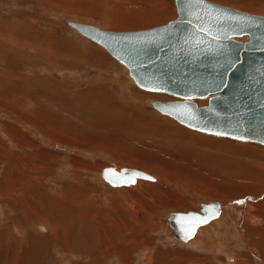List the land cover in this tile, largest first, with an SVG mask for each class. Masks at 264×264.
I'll return each mask as SVG.
<instances>
[{
	"label": "rangeland",
	"instance_id": "1",
	"mask_svg": "<svg viewBox=\"0 0 264 264\" xmlns=\"http://www.w3.org/2000/svg\"><path fill=\"white\" fill-rule=\"evenodd\" d=\"M174 1L0 0V264H264V146L195 132L159 114L152 102L175 98L138 88L122 64L67 24L154 28L176 18ZM206 1L264 15V0ZM26 166L39 179H27ZM110 166L154 181L112 188L101 178ZM16 172L29 184L13 188ZM27 189L48 213L57 209L51 195L70 208L48 216L62 225L59 240L45 241L38 227L46 225L27 210L6 209L13 191ZM208 202H219L223 217L192 242L173 240L167 215Z\"/></svg>",
	"mask_w": 264,
	"mask_h": 264
},
{
	"label": "water",
	"instance_id": "2",
	"mask_svg": "<svg viewBox=\"0 0 264 264\" xmlns=\"http://www.w3.org/2000/svg\"><path fill=\"white\" fill-rule=\"evenodd\" d=\"M174 4L176 18L149 29L111 31L85 23L67 24L121 63L138 88L159 89L149 92L175 98L152 102L155 111L193 131L226 133L217 136L264 146V15L206 0L202 4L175 0ZM193 24L203 26V31L196 32ZM241 37L246 40H238ZM195 100L207 104L199 107ZM189 114L193 119H188ZM101 174L110 187L154 180L144 171L116 166ZM134 174L135 182L129 183ZM218 212L219 203L209 202L201 205L200 213H171L168 220L180 234L176 238L186 242L197 226L216 218Z\"/></svg>",
	"mask_w": 264,
	"mask_h": 264
},
{
	"label": "bare ground",
	"instance_id": "3",
	"mask_svg": "<svg viewBox=\"0 0 264 264\" xmlns=\"http://www.w3.org/2000/svg\"><path fill=\"white\" fill-rule=\"evenodd\" d=\"M225 1H227V0H225ZM230 1H232V0H230ZM240 2V1H239ZM227 3H228V1H227ZM242 4V3H241ZM254 5V4H253ZM175 6V5H174ZM245 6H247V5H245ZM244 7V6H243ZM251 7H253V6H251ZM258 7V6H257ZM175 9H176V7H175ZM243 11H248L249 9H245V8H241ZM240 9V10H241ZM250 12V11H249ZM244 13V12H243ZM176 14H177V12H176ZM75 31V30H74ZM76 32V31H75ZM2 33V32H1ZM4 34V33H3ZM244 39V40H243ZM238 40H240V41H245L246 40V37H241V38H239ZM113 58V57H112ZM117 61V60H116ZM118 62V61H117ZM121 64V63H120ZM130 77V76H129ZM131 78V77H130ZM132 79V78H131ZM133 81V80H132ZM134 83V82H133ZM135 84V83H134ZM142 90V89H141ZM145 91V90H144ZM147 92H149V91H147ZM153 93H156V92H153ZM159 94H162V93H159ZM173 98V97H172ZM197 101H207V100H195V103L197 104ZM199 107H200V105L199 104H197ZM159 113V112H158ZM160 114V113H159ZM162 115V114H161ZM163 116H166V115H163ZM167 117H169V116H167ZM170 118V117H169ZM172 119V118H171ZM179 124V123H178ZM191 130V129H190ZM193 131V130H192ZM195 132H197V131H195ZM139 133V132H138ZM201 133V132H200ZM205 134H207V133H205ZM214 136H217V135H214ZM218 137H225V136H218ZM225 138H230V137H225ZM232 139H234V138H232ZM237 140H240V139H237ZM243 141V140H242ZM246 141V140H245ZM248 142H250V141H248ZM253 143V142H252ZM257 144V143H256ZM125 156V155H124ZM8 158V157H7ZM13 158H14V156H13ZM19 159V158H18ZM24 158L23 157H20V161H22ZM128 157H126V159L124 160L125 162H127V163H129V164H134V165H140L141 164V162H140V160L138 161V160H136V158H129L128 160ZM16 161H14V163H15ZM13 163V164H14ZM143 164V163H142ZM15 165H16V163H15ZM19 165V164H18ZM25 165V164H24ZM22 166V165H21ZM5 168H7V167H5ZM15 169H16V167H15ZM132 169V168H131ZM151 169V168H150ZM10 170H12L13 171V169L11 168ZM37 169L35 168V169H32V171L33 172H31V170H29L28 168H27V166L23 169V175L24 176H26L27 177V179H31V180H35L36 181V179H39V175H38V173H37V171H36ZM7 173V172H6ZM15 173V172H14ZM19 173L20 172H16V179H17V181L16 180H14V183H13V185H12V187L13 188H15L18 184H17V182L19 181L20 183H22L23 185H27V184H29L28 183V180L26 179V178H24L23 180L21 179L20 180V175H19ZM148 174V173H147ZM102 175V174H101ZM9 175H7V177H8ZM13 178H14V176H12ZM3 178V177H2ZM13 178H11V180L10 181H12L13 180ZM102 178V177H101ZM7 179V178H6ZM5 180V179H4ZM30 180V181H31ZM9 181V182H10ZM138 181V180H137ZM136 181V182H137ZM154 181V180H153ZM13 182V181H12ZM135 182V183H136ZM152 182V181H151ZM38 183H40V182H38ZM10 184V183H9ZM21 185V184H20ZM134 185V184H133ZM10 186V185H9ZM31 186H35V185H33V184H31ZM109 186V185H108ZM130 186H132V185H130ZM3 187H5V188H8L7 187V185H4ZM12 187H11V189H12ZM27 187V186H26ZM121 187H129V186H121ZM37 188V187H36ZM112 188H119V187H112ZM38 189V191H39V193H40V195H42V196H46L47 194H45L42 190H40L41 188H37ZM9 191L10 190H8L7 192H8V195H9ZM23 191V190H22ZM13 192H15L16 193V195H15V197L17 198L16 200H12L10 197H8V199H7V201H6V209L9 207L11 210H14V211H18V210H27V212H29V214H30V218H32L33 220H35V221H39V222H44L43 224H45L46 226H40L39 225V230H41L42 232H46L47 231V235L44 237V240L46 241V239L45 238H47V237H53V239H55L56 241H57V239L59 240V236H60V233L62 232V225L59 223L60 221H58V223H57V221L56 222H54V219H53V222H50V220L49 219H51V217L50 218H48V216H58L59 214H63V212L65 211L64 210V208H67V206L63 203H61V205L62 206H60V205H58V204H60V202L59 201H57L58 199H59V197H54V195H51V196H49L50 197V199H52V202H54V203H56L55 205H56V207H57V209H56V211L54 210V211H52V212H55V213H48V212H46L44 209H43V206H42V203L40 202V203H37L36 201H34V199L33 198H31V195H30V189H27L25 192H23L22 194L21 193H19L18 191H13ZM12 192V193H13ZM6 193V192H5ZM19 193V194H18ZM72 193V191H69V192H65V194H63V196H65L66 194H71ZM13 195V194H12ZM70 197H74V198H77V200H75V201H77V204H80V203H83L84 202V197L83 196H75V195H70ZM61 200V199H60ZM30 201V202H29ZM50 201V200H49ZM62 201H64L66 204H69L68 202H67V200L66 199H62L61 200V202ZM34 204V205H37L38 207H37V209L39 208V211H40V214L38 213L39 211H37V209L35 208V206L34 205H32V203ZM86 202H88L89 203V201H86ZM209 203V202H208ZM217 203H219V202H217ZM49 204V203H48ZM53 205V204H52ZM54 205V206H55ZM87 205V204H86ZM89 205H90V203H89ZM201 205H207V204H201ZM201 205L199 206V208H198V210L197 211H193V212H197V213H200V210H201ZM221 204L219 203V212H218V215H217V217L216 218H214V219H212V220H210V221H208L207 223H205V224H203V225H200V226H197L196 227V231H195V233H194V235H193V237H191L188 241H186V242H181V241H179L177 238H176V235H180L179 234V232H177L176 231V229H175V227L173 226V225H171L170 224V222H169V220H168V217H169V215L172 213H170V214H168L167 215V230H168V234L170 235V237L173 239V240H176L177 242H179V243H181V244H187V243H189V242H192V239H196V236H197V233L199 232V230L201 229V228H203L202 226H205V225H207L209 222H213V221H215L217 218L220 220L221 219V217H223V215L222 216H220V218L218 217L219 216V214H220V212H223L222 211V208H221ZM83 207H85V205H83ZM45 208V207H44ZM53 208V207H52ZM54 209V208H53ZM52 209V210H53ZM70 208H67L66 210H69ZM50 210V209H49ZM79 210H81V209H79ZM202 210H204V209H202ZM23 212V211H22ZM51 212V211H50ZM190 212V211H189ZM15 213V212H14ZM24 213H25V211H24ZM173 213H176V212H173ZM177 213H186V212H177ZM16 214V213H15ZM41 214H44L43 216H41ZM55 214H57V215H55ZM67 214V213H66ZM71 214V213H70ZM69 214V215H70ZM81 214V213H80ZM230 214V213H229ZM10 215V214H9ZM221 215V214H220ZM227 215V214H226ZM257 215V214H256ZM255 215V216H256ZM16 216V215H15ZM259 216V215H258ZM17 217V216H16ZM22 217V216H21ZM61 217V216H60ZM71 217V216H70ZM62 218V217H61ZM65 218V217H64ZM72 218H73V216H72ZM225 218H227V216L225 217ZM24 219V218H23ZM68 219V218H67ZM71 219V218H70ZM223 219V218H222ZM259 219V218H258ZM257 219V217H252V216H250V215H248V220H250V221H252L254 224L255 223H258L259 222V220ZM69 220V219H68ZM223 220H225L226 221V219H223ZM222 221V220H221ZM220 221V222H221ZM32 222V221H31ZM71 222H73V223H75L74 222V220L73 221H71ZM224 222V221H223ZM66 223V222H65ZM219 223V222H218ZM73 225V224H72ZM216 225V224H215ZM67 226L68 227H70L69 226V223L67 224ZM25 229V228H24ZM48 229V230H47ZM67 229V228H66ZM69 229V228H68ZM71 229V228H70ZM210 229V228H209ZM27 230V229H26ZM13 231L15 232V233H18V230L16 229V228H13ZM70 233V232H69ZM258 233V232H257ZM62 234V233H61ZM176 234V235H175ZM29 235V234H28ZM27 235V236H28ZM71 235V234H70ZM67 236H69L68 234H67V232H65V230H63V237L64 238H67ZM26 237V236H25ZM255 238V237H254ZM98 240V239H97ZM86 241V240H85ZM99 241V240H98ZM199 241V240H198ZM254 241V240H253ZM256 241V240H255ZM59 242V241H58ZM65 242H66V240H65ZM97 242V241H96ZM255 243V242H254ZM129 244V243H128ZM252 244V243H251ZM101 246V245H100ZM93 250V249H92ZM123 250V249H122ZM81 253V252H80ZM84 254V253H83ZM108 254H109V251H106V252H104L103 254H102V257L101 258H105L106 256H108ZM117 254V256L120 258V259H122L121 258V256L118 254V253H116ZM111 255H114V253L113 254H111ZM2 258V257H1ZM19 259V258H18ZM96 259V258H95ZM199 261V260H198ZM239 261V260H238ZM19 262H20V259H19V261L18 262H15L16 264H19ZM6 263V262H5ZM14 263V264H15ZM209 263V262H208ZM238 263V262H237ZM239 264V263H238ZM242 264V263H241Z\"/></svg>",
	"mask_w": 264,
	"mask_h": 264
},
{
	"label": "snow or ice",
	"instance_id": "4",
	"mask_svg": "<svg viewBox=\"0 0 264 264\" xmlns=\"http://www.w3.org/2000/svg\"><path fill=\"white\" fill-rule=\"evenodd\" d=\"M193 2V0H189V4H191ZM195 3L197 4H202L203 0H195ZM196 19H200L199 16L196 17ZM193 28L196 32H201L203 31V26H201L200 28H196V26L193 24ZM205 35H207V33H205ZM215 38V37H214ZM149 91H158L159 89H155V88H150L148 89ZM190 99V97L188 98ZM188 119H193V117L189 114L188 115ZM214 135H226V133H221V132H217V133H212ZM145 179H150V177H144ZM129 183H134L135 182V174L133 175L132 179L130 181H128Z\"/></svg>",
	"mask_w": 264,
	"mask_h": 264
}]
</instances>
